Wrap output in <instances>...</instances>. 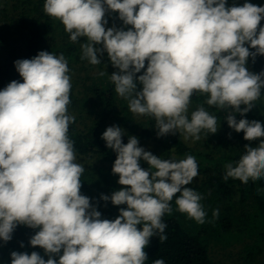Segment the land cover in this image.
<instances>
[{"label":"clouds","instance_id":"obj_1","mask_svg":"<svg viewBox=\"0 0 264 264\" xmlns=\"http://www.w3.org/2000/svg\"><path fill=\"white\" fill-rule=\"evenodd\" d=\"M44 11L62 22L71 41L86 38L81 59L98 65L107 53L118 69L110 75L115 92L132 113L155 118L158 136L180 131L185 140H199L202 130L217 132V118L202 105L189 117L194 93L207 94L210 106L246 116L264 89V72L247 68L249 57L264 55V7L227 6V0H45ZM109 12H117L127 30L106 28ZM15 67L23 82L13 80L0 90V240L10 241L20 224L39 229L30 244L43 248L48 259L13 251L11 264H145L150 238L167 240L162 217L172 213L177 193L178 210L205 223L202 195L185 187L198 175L195 157L161 159L135 136L125 144L119 126L108 127L101 138L117 153L112 172L124 187L102 199L127 207L114 221L102 219L81 194L85 168L75 162L68 136L75 122L67 107L68 61L62 53L40 51ZM225 120L249 142L264 138L258 120H237L232 112ZM244 150L225 165V181L264 178V139ZM218 216L219 209L213 210Z\"/></svg>","mask_w":264,"mask_h":264},{"label":"trees","instance_id":"obj_2","mask_svg":"<svg viewBox=\"0 0 264 264\" xmlns=\"http://www.w3.org/2000/svg\"><path fill=\"white\" fill-rule=\"evenodd\" d=\"M243 2L252 3L249 0ZM44 4L45 0L0 1V90L12 82L17 73L15 67L17 60L10 37L14 20L17 34L22 40L21 51L24 55L22 59H31L40 51H48L57 56L62 53L67 61H74L73 63H83L86 66L88 62L89 66L92 65L87 59H81V44L86 38H80L77 42L71 41L70 34L62 22L45 13ZM253 4L264 7V0H255ZM106 19L108 20L106 26L120 20L117 12L107 13ZM260 26L264 27V20ZM60 27H63L60 32L62 43L57 41ZM100 58L103 60L100 68L111 63L106 52ZM252 66L254 70L264 72V55L256 56ZM146 68L147 61L145 69L137 75L143 74ZM112 73L104 72L103 78L95 81L92 86H88L86 92H83V100L88 103L93 102L94 98L100 107L94 122L85 129L78 127L76 119L69 125L68 136L74 142L75 156L94 157L105 166L100 173L101 177L98 178L89 177L85 171L82 173L81 194L85 195L90 191L95 196L100 192L101 199L96 206L98 211L104 212L101 215L102 219L114 221L120 214V208L127 207L116 206L110 200L104 202L102 199L103 195L111 196L113 192L124 187L118 183L119 175L112 172L117 153L108 148L106 141L101 138L108 127L119 126L124 129L122 140L125 144L128 143L129 136H135L140 147L161 159L181 160L191 155L195 157L198 165V175L185 187H190L202 195L200 203L207 213L205 223H197L186 213L178 210L175 200L180 194L177 193L170 202L172 213H165L162 217V222L167 225L164 232L167 240L161 242L159 234L150 238L149 245L144 249L148 254L145 264H153L156 259H163L165 264H218L214 257L213 244L224 237L231 240L232 236H245L244 238L251 241L245 247L247 254L245 264H264V259H260L261 255H264V178L257 181L249 179L246 184L239 179L229 177L225 181L223 178L226 174L225 165L238 161L244 154L246 144L257 146L260 139H264L258 138L251 142L245 140L244 133H237L230 128L225 119L232 112L237 120L246 118L264 124V89L261 90L259 99L253 102L255 107L246 116H241L230 108L210 106L206 103L207 94L194 93L189 105V117L192 111L202 105L210 115L217 118V132L202 130L199 135L205 139L203 143L205 148H198L185 140L184 134L180 131L176 134L158 136L155 118L132 113L128 107V100L115 92V85L110 78ZM19 80L23 82L21 76ZM138 89H142V85L138 84ZM79 102L81 103V99L77 97L75 87L71 85L70 104L67 106L69 115H72L73 107H79ZM140 165L145 170L150 167L142 159ZM90 182H93L91 187ZM216 209H219V216L214 218L213 210ZM37 231L39 229L20 224L14 230L10 241L0 240V264H11L13 251L27 252L29 255L35 251L47 260L48 255L43 248L30 244L31 237ZM21 244L24 246L21 247ZM55 258L58 261L59 256Z\"/></svg>","mask_w":264,"mask_h":264},{"label":"rangeland","instance_id":"obj_3","mask_svg":"<svg viewBox=\"0 0 264 264\" xmlns=\"http://www.w3.org/2000/svg\"><path fill=\"white\" fill-rule=\"evenodd\" d=\"M1 1V0H0ZM250 2L255 3V0H249ZM245 2L243 0H227V6L232 5H238L242 6ZM256 5V4H255ZM13 14V13H12ZM117 27V28H124L125 25L123 24V21L118 20L113 22L112 24L106 26L107 27ZM13 32L10 36L12 39V46L14 48V54H15V60L22 59L24 55L22 54V40L20 39V35L17 34L16 29V22L14 20L13 22ZM63 27H60L58 30L59 37L57 38V41L59 43H62L61 41V30ZM248 46V45H246ZM250 51H253L250 48ZM102 60V59H101ZM103 61V60H102ZM101 61V62H102ZM254 60L249 57L247 68L250 72L253 73H261V71H256L253 69L252 62ZM74 62V61H73ZM71 61H68V68L69 72L68 75L70 76V83L72 87H75L77 97L81 99V103L79 102V107H73L72 108V116L75 117L76 122L78 124V127L81 129H85L88 126H90L94 120L96 119L98 112L100 111V107H98V104H96L94 98L92 99L93 102H86V100H83V92L88 89V86H92L95 81L100 80V78H103L101 73H104L106 71L109 72H116L118 69L114 68L112 64H108V66L104 68H100V64L98 65H91L89 66V63L87 62L86 66L83 63H73ZM19 73L17 72L14 76V80H19ZM188 142L191 145H196L198 148H205L204 146V137L200 135L199 140H195L194 138L189 137L187 139ZM76 163L81 164L85 168V172H87L90 176H94L95 178L101 177V171L104 169L105 166L96 158H84V157H76ZM93 185V182H90L89 187ZM105 192V189L103 190ZM99 194H94L90 191H88L85 196L91 198L92 202L91 204L97 208V202L99 199ZM101 202V201H100ZM105 202V201H104ZM100 211V210H99ZM101 215H103V211H100ZM138 229H142V225L137 226ZM140 227V228H139ZM245 236H232L231 240L227 239L226 237L223 238V240L216 241L213 245V252L214 257L218 264H245L247 260V254L245 251L246 245H249L251 242L248 238H244ZM226 238V239H225ZM243 239V240H242ZM261 260L264 259V255H261Z\"/></svg>","mask_w":264,"mask_h":264}]
</instances>
